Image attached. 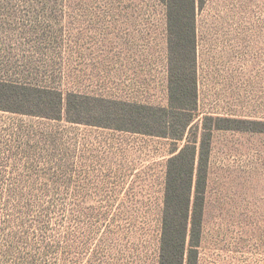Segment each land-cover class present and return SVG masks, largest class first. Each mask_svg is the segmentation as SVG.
Returning a JSON list of instances; mask_svg holds the SVG:
<instances>
[{
	"label": "rangeland",
	"instance_id": "374dc122",
	"mask_svg": "<svg viewBox=\"0 0 264 264\" xmlns=\"http://www.w3.org/2000/svg\"><path fill=\"white\" fill-rule=\"evenodd\" d=\"M183 3L0 0V264H158L183 150L195 264H264V0Z\"/></svg>",
	"mask_w": 264,
	"mask_h": 264
},
{
	"label": "trees",
	"instance_id": "16d2710c",
	"mask_svg": "<svg viewBox=\"0 0 264 264\" xmlns=\"http://www.w3.org/2000/svg\"><path fill=\"white\" fill-rule=\"evenodd\" d=\"M172 6L175 9H180L183 7V0H171ZM188 6L190 9H194L195 0H187ZM193 90L189 94L192 104L196 103V91H195V81L192 82ZM174 110H178L181 113H184L186 108L182 107H172ZM59 110V109H58ZM137 112H142L144 109H136ZM147 110V109H146ZM145 110V111H146ZM154 113L155 112L152 110ZM148 112L147 117L151 118L154 116V113ZM160 112H162L160 110ZM55 113V112H54ZM163 114H166L164 111ZM42 117L52 118L53 116L44 113L39 114ZM134 115H130L132 118ZM136 123L141 121V124L144 125V128L140 130H129V131H140L148 135H157L165 137V132L151 131L152 128L149 127V124L145 122L143 114H138L134 116ZM127 120L129 123H135V120ZM150 123V122H149ZM154 123L156 120L154 118ZM159 127V125H158ZM159 133V135H158ZM184 150L179 151L177 154L171 156L168 160V170L166 175V192H165V201L163 208V217L161 220L162 223V234L159 245V262L158 264H195L196 262V248L199 246L201 231H202V216H203V182L200 181L201 178L197 176L195 179V192L192 205L190 203L191 189L193 184L194 176V164H195V153L189 155H184ZM188 171L184 170L183 167L187 168ZM190 167V168H189ZM181 170H183L181 172ZM185 200V203H182V200ZM192 216L190 222V228L188 229V218ZM188 229V232H187ZM187 234H189V245H188V254H186V262L184 260L185 256V246ZM190 242L194 245H191ZM194 248V249H193Z\"/></svg>",
	"mask_w": 264,
	"mask_h": 264
}]
</instances>
